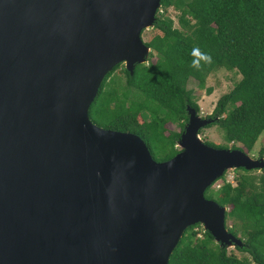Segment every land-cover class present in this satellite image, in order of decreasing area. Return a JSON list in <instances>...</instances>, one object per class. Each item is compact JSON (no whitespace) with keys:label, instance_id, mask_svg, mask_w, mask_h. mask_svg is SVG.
<instances>
[{"label":"water","instance_id":"1","mask_svg":"<svg viewBox=\"0 0 264 264\" xmlns=\"http://www.w3.org/2000/svg\"><path fill=\"white\" fill-rule=\"evenodd\" d=\"M162 0H0V264H169L203 225L244 248L206 191L229 170H264L240 149L208 145L188 106L180 152L154 159L130 132L90 116L106 77L134 75Z\"/></svg>","mask_w":264,"mask_h":264},{"label":"trees","instance_id":"2","mask_svg":"<svg viewBox=\"0 0 264 264\" xmlns=\"http://www.w3.org/2000/svg\"><path fill=\"white\" fill-rule=\"evenodd\" d=\"M171 8L180 13V27L168 16ZM154 28L160 34L146 42L152 50L149 63L138 65L133 76L122 66L126 87L120 77H113L121 65L106 77L90 109L92 121L140 136L156 161H168L180 152L187 107L200 113L189 80L203 89L210 75L224 69L242 78L218 100L209 118L220 119L209 127L220 126L232 149L249 154L264 134V0H162ZM194 50L203 58L194 57ZM194 59L198 67L192 66ZM168 124L181 129L170 131ZM236 172V186L224 181L219 190L210 187L205 195L229 208L227 228L245 244L237 249L248 253L254 264H264V170L259 175L242 168ZM200 226L186 230L169 264H252L229 254L209 232L199 237L195 229Z\"/></svg>","mask_w":264,"mask_h":264},{"label":"rangeland","instance_id":"3","mask_svg":"<svg viewBox=\"0 0 264 264\" xmlns=\"http://www.w3.org/2000/svg\"><path fill=\"white\" fill-rule=\"evenodd\" d=\"M168 16H170L171 19L174 20L176 27H180L178 22L180 13L178 11H175L171 8L168 12ZM159 34L160 32L154 27L149 28L144 31L143 40L145 42H148L155 35H159ZM156 59L157 58H153L152 61H156ZM148 63H149V59L146 64ZM120 65L121 67L118 70H116V72L113 74V77H120L121 85L123 87H126V78L121 72L122 66L124 67L126 66L123 63ZM241 78H242L241 75L237 74L236 72H230L222 69L216 72L215 74L209 76L206 82V86L203 89L199 86L198 82L195 79H190L187 86L188 89L194 92V98L200 107V113H199L200 116L206 118L207 116L212 115L216 108L217 102L221 98V96L232 90L235 84L238 81H240ZM209 89H213V93L211 95L208 94ZM167 129L170 131H180L181 128L179 125L176 124H168ZM200 137L205 142L206 141L209 142L215 148L232 149L234 146L233 144H229L226 141L225 132L218 125L202 129L200 132ZM263 147H264V134L260 137L256 146L249 153V155L251 157H254L255 159H258L260 155V150ZM158 154L162 155L161 150H158ZM261 172L262 170H256L255 174L259 175ZM224 177H225L224 179H220L213 185L212 187L213 190H219L222 184L224 183V181L230 182L234 186L237 185L236 177H238V173L236 172V170L233 169L229 170ZM195 230L199 233V237H202L205 228L203 225H201L200 227H197ZM227 251L229 254H234L240 259L247 258L250 260L252 264H254L252 262V258L250 257V255L246 252L239 251L237 248H229Z\"/></svg>","mask_w":264,"mask_h":264},{"label":"clouds","instance_id":"4","mask_svg":"<svg viewBox=\"0 0 264 264\" xmlns=\"http://www.w3.org/2000/svg\"><path fill=\"white\" fill-rule=\"evenodd\" d=\"M193 56L194 57H199V58H203L202 54L198 51V50H194L193 51ZM193 67H198L199 66V61L197 59L193 60ZM201 132V131H200ZM178 148V147H177Z\"/></svg>","mask_w":264,"mask_h":264},{"label":"flooded vegetation","instance_id":"5","mask_svg":"<svg viewBox=\"0 0 264 264\" xmlns=\"http://www.w3.org/2000/svg\"><path fill=\"white\" fill-rule=\"evenodd\" d=\"M213 115H215L214 113L212 114V115H210V116H213ZM210 116H207L206 118H209ZM186 126V125H185ZM185 128V127H184ZM207 128V127H206ZM205 129V128H204ZM178 145V144H177ZM179 149V148H178ZM180 150V149H179Z\"/></svg>","mask_w":264,"mask_h":264}]
</instances>
